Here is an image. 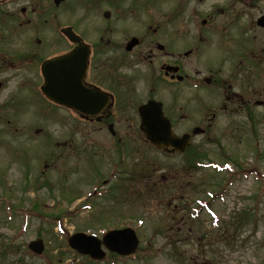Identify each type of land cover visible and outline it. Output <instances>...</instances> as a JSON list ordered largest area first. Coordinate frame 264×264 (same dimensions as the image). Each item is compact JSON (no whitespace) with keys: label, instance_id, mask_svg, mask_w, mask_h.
Wrapping results in <instances>:
<instances>
[{"label":"rangeland","instance_id":"1","mask_svg":"<svg viewBox=\"0 0 264 264\" xmlns=\"http://www.w3.org/2000/svg\"><path fill=\"white\" fill-rule=\"evenodd\" d=\"M229 1L190 0L176 15L171 8L174 3L177 8L179 0H152V5L141 6L140 17L122 24L124 33L151 34L156 28L175 36V47L179 48L184 38L199 35L192 19L206 18V29L220 24V35L203 30L204 38H212V43L191 61V66L204 71L206 61L211 64L224 57L212 47L217 38L254 36L259 61L254 84L260 89L264 86V30L255 20L264 13V0L239 3L243 13L233 21L227 13L214 14L216 6L225 7ZM164 19L169 26H164ZM246 25L249 37L244 35ZM247 48L240 43L229 56L236 58ZM147 67L141 63L123 68L124 73L132 74L130 87L137 93L129 103H136L149 89L146 80L136 79ZM223 68L227 74V62ZM4 75L0 74V79ZM3 80L0 264H59V252H63V264H89L88 257L68 248L67 236L75 231L100 236L107 229L124 226L133 227L137 233L135 253L111 259L107 252L105 260L97 264H264V108L256 109L252 127L244 117L235 116L238 124L230 137L224 133L197 137L198 149L207 154L199 158L204 165L196 167L187 164L185 152L166 155L145 142L136 128L137 121L133 127L127 122L118 125L117 121L118 131L112 136L103 123L100 127L92 122H73L61 110L49 107L42 114L39 99L36 103L19 99L20 111L14 112L10 97L18 78ZM125 108L116 112L125 115ZM127 110L135 116L133 108ZM224 125L222 119L219 133ZM185 126L186 122L175 123L179 129ZM36 128L43 132L36 135ZM51 137L59 142L49 149ZM208 140L212 143L205 147ZM137 162L147 165L139 164L140 174L132 167ZM36 238L44 242L42 254L27 248Z\"/></svg>","mask_w":264,"mask_h":264},{"label":"flooded vegetation","instance_id":"2","mask_svg":"<svg viewBox=\"0 0 264 264\" xmlns=\"http://www.w3.org/2000/svg\"><path fill=\"white\" fill-rule=\"evenodd\" d=\"M139 6L142 0H1L0 72L10 70L9 75L18 78L17 88L27 89L31 94L43 81L41 65L44 61L71 55L70 61L61 64L71 71H79L83 63L84 86L104 91L108 97L103 110L95 115L70 109L71 113L88 121L113 123L122 120L116 108L124 107L130 96L135 95L130 87L132 74L124 73L123 68L141 63L151 65L139 71L136 78L147 75L150 80L161 82L162 90L172 101L176 83L181 84L184 104L177 110L182 112L181 118L188 121L185 130L190 138L195 136L191 133L193 126H200L202 133L209 134L221 116L232 119L237 113L246 112L250 117L256 104H264L262 92H256L250 81V72H247L248 77L244 72H233V76L227 78L219 74L218 65L206 72L191 66V61L199 57L201 45L212 43L208 38H198L193 44L191 38H184L182 46L176 48L175 36L168 32L157 33L156 28L154 34L124 33L127 17L138 16ZM130 38H138V41L128 49ZM243 68L235 66L237 72ZM238 76L246 78L241 80L245 90L240 91ZM150 90L156 96L155 86ZM207 93L211 94L208 98ZM42 99L56 105L44 96ZM169 100L164 97L161 100L167 115Z\"/></svg>","mask_w":264,"mask_h":264},{"label":"water","instance_id":"3","mask_svg":"<svg viewBox=\"0 0 264 264\" xmlns=\"http://www.w3.org/2000/svg\"><path fill=\"white\" fill-rule=\"evenodd\" d=\"M264 25V20L259 21ZM68 58L65 61H70ZM65 61H53L48 64L47 68L50 73H46L47 84L42 88L46 95L55 101L73 105V107L86 113H96L103 105L102 102L97 104L100 93L85 89L80 80V71L70 70ZM56 84L55 85H53ZM105 101V97H104ZM141 118L140 129L157 147L166 149L168 145L182 150L187 144V136H176L171 131L167 118L164 117L160 103L149 101L139 108ZM68 244L82 254H89L93 259H102L104 250L101 248L103 244L111 251L120 254H130L138 245V238L132 228L126 227L121 229H113L104 233L100 238L93 234L84 232H75L68 237ZM35 252L40 253L43 249L40 239L33 240L28 245Z\"/></svg>","mask_w":264,"mask_h":264}]
</instances>
